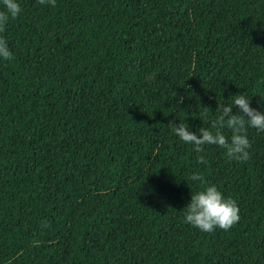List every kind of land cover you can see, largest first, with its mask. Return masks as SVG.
Returning <instances> with one entry per match:
<instances>
[{
  "label": "trees",
  "instance_id": "16d2710c",
  "mask_svg": "<svg viewBox=\"0 0 264 264\" xmlns=\"http://www.w3.org/2000/svg\"><path fill=\"white\" fill-rule=\"evenodd\" d=\"M19 2L0 25V264H264V131L237 161L170 125L211 127L246 91L264 110V0ZM209 183L239 207L228 229L183 222Z\"/></svg>",
  "mask_w": 264,
  "mask_h": 264
},
{
  "label": "clouds",
  "instance_id": "9594fccd",
  "mask_svg": "<svg viewBox=\"0 0 264 264\" xmlns=\"http://www.w3.org/2000/svg\"><path fill=\"white\" fill-rule=\"evenodd\" d=\"M21 11L19 0H0V25L9 18L16 17ZM13 52L7 41L0 37V61L10 60ZM264 99V96H260ZM251 95L243 92L231 96L230 102H218L216 111L219 115L211 122V127H200L190 131L186 122L170 124L171 131L185 143H190L195 152L201 153L204 145H218L226 149L229 158L237 161L246 160L249 138L247 128L264 131V110L252 107ZM233 106L239 111L233 113ZM231 130V135L226 137L222 128ZM198 133V134H197ZM198 161H203L202 155L197 156ZM192 180L198 176L193 174ZM183 222L200 231L209 232L215 228L228 229L239 219V207L229 196L224 195L215 184L209 183L201 189L191 192L190 200L181 210Z\"/></svg>",
  "mask_w": 264,
  "mask_h": 264
}]
</instances>
